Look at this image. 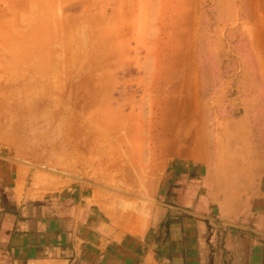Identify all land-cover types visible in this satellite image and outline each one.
<instances>
[{
	"label": "crops",
	"instance_id": "obj_1",
	"mask_svg": "<svg viewBox=\"0 0 264 264\" xmlns=\"http://www.w3.org/2000/svg\"><path fill=\"white\" fill-rule=\"evenodd\" d=\"M248 1L264 46V3ZM245 50L220 72L173 60L193 79L160 102L175 114L140 171L137 155L73 174L35 143L0 145V264H264V65Z\"/></svg>",
	"mask_w": 264,
	"mask_h": 264
},
{
	"label": "rangeland",
	"instance_id": "obj_2",
	"mask_svg": "<svg viewBox=\"0 0 264 264\" xmlns=\"http://www.w3.org/2000/svg\"><path fill=\"white\" fill-rule=\"evenodd\" d=\"M248 4L0 0V145L35 143L39 160L73 174L111 159L147 168L163 119L175 114L160 102L179 98L175 90L193 79L182 60L174 74L173 60L205 55L220 72L239 67L236 56L247 47L264 65Z\"/></svg>",
	"mask_w": 264,
	"mask_h": 264
}]
</instances>
